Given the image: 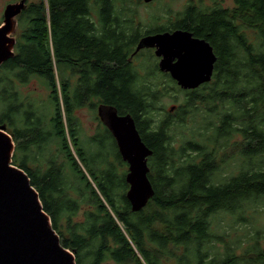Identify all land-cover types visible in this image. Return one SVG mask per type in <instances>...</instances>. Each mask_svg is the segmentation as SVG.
Masks as SVG:
<instances>
[{"label": "trees", "instance_id": "trees-1", "mask_svg": "<svg viewBox=\"0 0 264 264\" xmlns=\"http://www.w3.org/2000/svg\"><path fill=\"white\" fill-rule=\"evenodd\" d=\"M119 1L131 0H39L23 16L17 53L0 70V126L16 142L13 164L29 175L76 264H264L261 230L226 238L214 223L221 213L244 220L247 206L264 199V0L165 7L154 20L166 22L143 34L117 11ZM178 29L208 41L217 56L212 81L195 90H182L152 54L148 69L130 60L140 38ZM34 78L49 91L46 101L22 97L13 82ZM169 89L185 99L160 118ZM93 101L131 114L153 151L155 195L139 213L126 198L127 170L119 168L127 164L110 131L81 139L75 113ZM215 114L212 143L237 151L236 174L220 176V147L190 137L195 131L172 132ZM109 141L117 160L101 158Z\"/></svg>", "mask_w": 264, "mask_h": 264}, {"label": "water", "instance_id": "water-1", "mask_svg": "<svg viewBox=\"0 0 264 264\" xmlns=\"http://www.w3.org/2000/svg\"><path fill=\"white\" fill-rule=\"evenodd\" d=\"M154 1L157 0H143L145 4ZM24 7V2L7 7L0 26V70L16 55V17ZM143 49L155 50V56L160 59V71L169 74L182 90H195L212 81L217 62L214 48L190 31L178 29L144 36L134 54ZM175 109L172 106L170 113ZM98 116L127 164L126 198L132 211L139 213L155 195L149 179V158L153 151L143 141L131 114L120 115L114 107L100 106ZM15 151L14 137L7 126L1 125L0 264H76L74 253L63 246L29 175L13 164Z\"/></svg>", "mask_w": 264, "mask_h": 264}, {"label": "rangeland", "instance_id": "rangeland-1", "mask_svg": "<svg viewBox=\"0 0 264 264\" xmlns=\"http://www.w3.org/2000/svg\"><path fill=\"white\" fill-rule=\"evenodd\" d=\"M39 0H35V2H38ZM190 1H197V0H157V2H153L151 4H145L143 1L138 2V0H131L127 3H123L122 1H119L116 4L117 11L122 14H127L129 18V22L134 24V28L136 29L138 27L141 29L140 31L142 34L144 33L145 29L148 28H155L156 26L160 25L161 23H165L166 20L155 21V17L160 15V13L163 11V8L169 7L174 13L182 11L186 4H188ZM2 0H0V3ZM211 3L209 1L206 3V5L210 6ZM222 4L225 7L232 8L233 6V0H223ZM174 15V14H173ZM172 15V16H173ZM96 21L97 17L94 14L93 16ZM174 18V16H173ZM134 29L133 32H136ZM153 52V51H150ZM149 51H144L142 56H140L133 65H143V69H148V64L151 62V53ZM153 54V53H152ZM154 56V55H153ZM154 60V59H153ZM157 61V60H156ZM145 62V64H144ZM19 92L21 93L22 97L29 98V99H41V100H47L48 99V93L46 86L44 85L43 81H40L38 78H34L30 81L27 87H20ZM185 94L181 92H176L175 90L169 89L167 93H164L162 95V99L159 102V106L163 107L164 110L160 113V118L168 113H170V109L172 106H179L184 102ZM41 108V107H40ZM219 110V109H217ZM77 116L80 120L81 124V130L82 135L81 139L83 141H86V137L88 135H94L98 132V123L97 119L93 117V112L90 110L85 111H79L77 113ZM97 117V115H95ZM95 120V121H94ZM220 122V116L219 114L212 115L211 118L205 117L204 121L198 120L195 122L190 121V123L187 125V128L183 129H176L177 127H173V133L175 135H179L182 133L188 134L195 131V135L190 137L198 140V142L206 143L210 146L211 149L220 147L222 149L221 143H217L216 146L212 143V136H213V128L218 125ZM211 123V125H210ZM179 127V126H178ZM95 128V131H94ZM103 131V130H101ZM177 147H180L179 143L175 144V148L179 149ZM106 151L101 152V158H105L107 154L110 158L116 159V149L112 145V143L107 142L105 147ZM97 149L95 150V152ZM225 153L226 155V161L224 165H222L219 174L221 172V177L225 176L226 174L232 175L239 172V165L240 162H236L238 157L237 151L229 150V147L223 152V149L220 151V154ZM89 159H91V156H89ZM125 163V162H124ZM82 167V166H81ZM85 169V170H84ZM82 170L84 171L85 175L88 176V171L86 168L82 167ZM127 170L126 168H119V172L123 174V172ZM86 171V172H85ZM90 171V168H89ZM215 179V176L213 180ZM128 191V190H127ZM127 193V192H126ZM256 208L259 213L255 217H251L252 210ZM248 211L246 212V217L244 220H236L232 218L230 215L221 213L217 215L214 219V223L217 224V231L220 233H224L226 238H235L237 236L236 232L240 234L242 230L245 228L251 229L249 230L250 233L254 232V229L261 230V233L259 236L263 237L262 245L264 247V199L260 201L258 206L254 205H248L247 206ZM253 227V230H252Z\"/></svg>", "mask_w": 264, "mask_h": 264}, {"label": "flooded vegetation", "instance_id": "flooded-vegetation-1", "mask_svg": "<svg viewBox=\"0 0 264 264\" xmlns=\"http://www.w3.org/2000/svg\"><path fill=\"white\" fill-rule=\"evenodd\" d=\"M141 1H143V0H141ZM141 1H140V3H141ZM20 2H24V6L25 7H24V10L16 17V20H17V23H18L17 37H16L17 38V42H18V39H19L20 35H22L21 20H22L23 16L25 15V13L30 11L32 5L35 3V0H2V2L0 3V26H1L3 24V22H4V19H5V13H6L7 7L9 5L17 4V3H20ZM154 2H157V1H154ZM134 49L136 51V47H134ZM144 51H149V52L150 51H153V52H150V53L151 54L153 53L152 55L155 56V50L154 49H143V50L139 51L137 54H134V53L132 54V56L130 58L131 62L134 63L140 56H142V54L144 53ZM15 53H17V44H16V47H15ZM159 62H160V59L157 58L158 68H159ZM75 64H77V60H75ZM164 74H166V73H164ZM78 80H79V74H78V71H76V73H72L71 82L72 83H75ZM13 82L15 84L20 85L21 87H24V88L27 87L28 84L30 83L29 82L28 84L25 85V84L18 83L17 80H13ZM93 103H95V102L93 101L91 104L85 105V107H83L82 109L77 110L75 114L77 116V113L79 111L90 110L91 112H93V117L97 119V123H98V126L97 127H98V130H105V129H107L106 126L104 125V123L101 121V119L98 116V107H96V105L93 104ZM95 115H97V117ZM77 118H78V116H77ZM94 131H95V128H94ZM89 136H93V135L90 134Z\"/></svg>", "mask_w": 264, "mask_h": 264}]
</instances>
